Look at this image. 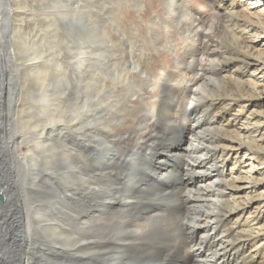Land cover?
Segmentation results:
<instances>
[{
	"label": "bare ground",
	"instance_id": "1",
	"mask_svg": "<svg viewBox=\"0 0 264 264\" xmlns=\"http://www.w3.org/2000/svg\"><path fill=\"white\" fill-rule=\"evenodd\" d=\"M8 2L0 0V12L7 15L0 17V32L8 36L6 42L0 41V79L4 66L10 68L13 78L27 67L35 82L11 83L16 88L13 96L9 80L0 84V199H4L0 204V264H264V224L256 231L259 219L247 216V203L251 202L240 198L242 177L225 180L228 171L240 173L248 166L245 187L256 188V172L262 171L257 166L264 164V115L244 117L245 124L241 121L237 128L242 118L227 111L232 109L231 103L239 105L240 113L248 111L246 100L261 95L260 85L231 74L235 61H244L252 50L242 36L250 25L255 27L254 21L238 20L235 8L239 4L228 12L217 43L209 51L204 50L207 35L201 28L189 30L179 22L188 39L199 35V43L185 52L181 62L188 83L184 102L179 96L181 82L166 79L158 93L155 118L151 120L150 113L128 132L116 134L110 124L113 119L121 121L122 116L110 120L102 111L103 106L119 114L114 96L104 92V73L125 80L110 61L109 37L90 35L87 42L70 46L63 42L65 48L55 50L49 45L59 37L57 22L67 17V0ZM181 2L166 3L168 13L176 14L178 20L183 13L189 16V8ZM68 5L74 9L70 0ZM25 13L33 20L28 33H23V23H27L22 18L20 24L13 19ZM40 15L50 29L45 34L50 43L43 49L29 38L42 26ZM191 21L197 24V19ZM86 25L93 30L91 24ZM61 51L73 52L75 77L71 82L57 63ZM87 57L97 58L94 63L104 69L102 84L95 83V90L88 87ZM145 79L149 84L147 76ZM126 83L120 87L127 102L134 86ZM87 88L96 93L90 95L89 103ZM239 130L247 141L241 139ZM175 135L179 139L172 141ZM235 148L244 150L242 163L239 158L231 162ZM71 153L81 162L72 159ZM36 155L44 161L47 173L39 175L35 168L30 169L28 188L40 189L37 200L49 206L51 216L59 213L58 204L66 213L51 219L40 212L37 225H26L19 170L13 162ZM30 204L36 212L35 203ZM258 206L261 216L264 194Z\"/></svg>",
	"mask_w": 264,
	"mask_h": 264
},
{
	"label": "rangeland",
	"instance_id": "2",
	"mask_svg": "<svg viewBox=\"0 0 264 264\" xmlns=\"http://www.w3.org/2000/svg\"><path fill=\"white\" fill-rule=\"evenodd\" d=\"M8 1L11 2V0H7V2ZM62 2H66V0H62ZM68 2L69 0H67L66 2V8L69 9V11L66 13L67 17L65 21L63 22L62 19H59L61 22H57L60 31L59 37H56L54 43H51L49 45V38H47V36L45 35L50 33V29L47 28L48 21L46 18H44V15H40V18H42V26L41 28L37 29V35L29 36V38H31V44H40L41 49H43V45H46L48 43L49 47L54 46L55 50H61L65 48L64 43H67L70 46L73 45V43L89 41L90 35L100 37L102 34H106V37H109L108 45L111 47L113 54V56L110 58V61L114 63V70L119 75L121 74V76L125 80V82H121V80H118L109 72H105L106 74L104 73L105 79L103 82L106 86L104 92L108 97L114 96L112 97L113 102L118 105L116 107V110H119V114L116 115L117 113H115L114 110L105 109V107L103 106L102 111L108 114V118H110V120L113 118L116 119L118 116H122L121 121L114 119L111 121L110 127L113 128L114 133L122 134L128 132L136 124L137 120L149 116L150 113L151 115L153 114L151 116V120L155 118V111L157 110L158 103L160 102V96L158 93L163 81L166 79L181 82V90L179 96L182 97L181 100H183L182 102H184V97L186 96L188 91V83L184 81L186 80V77L181 62L185 52L190 47H193L199 43V35L198 33H196V37H191V39H188L185 36L187 35V33L185 34L184 32H182L183 29L181 28L182 26L180 23H185L189 30L195 27L196 29L201 28L203 33L207 35V39H204L203 41L205 47L204 50L209 51L213 44L217 43V37L219 36L220 30L222 29V23L227 18H229L227 17L228 12L233 10V5L236 4L237 6V3L239 5L235 8V11L237 12V16L239 17L238 20L242 22L254 21L253 23L255 24V27L254 25H250V31L242 36V39L246 40L249 43L250 49L252 50L248 51L247 57L244 58V61H235V68L231 70V74L235 75L240 80L248 79L250 81H253L257 85H260L261 95L256 97L252 96L251 99L249 98L247 100L244 99L249 103L248 111L244 110L242 113H240V107H238L239 105H236V103H231L232 109H227V111L230 115L233 114L235 116H238L239 118H242L240 119L237 128L240 126L241 121H243V123L245 124L246 120L244 119L246 117H252L253 114L260 116L259 113L264 115V76L263 78H260L261 75L264 74V0H216L215 2H213L212 0H182V5L189 8V16L186 17L183 13L181 14L183 16L181 20H178L176 18V14L168 13V10L166 9L167 0H70V3L73 4L74 7V9L72 10L71 6L68 5ZM15 12H19L17 8H15ZM85 12H87V14H85ZM71 14H73L74 16H72ZM4 16H7L5 11H1V19H3ZM30 17V15L26 16V13L25 15L20 16L17 14V16L13 17L17 24H20L19 19L21 18L24 22L27 23H23L25 30L23 33H28V31L32 28L31 24L33 20ZM192 19H197L198 25L196 23H192ZM88 23L91 24V27L93 29L92 31L89 30L90 27L87 28L86 24ZM166 33L167 36H165ZM4 40L7 41L8 36L5 35L4 31H1L0 41L6 42ZM100 40V43L103 42L101 38ZM191 40H193L194 43H190ZM220 49L224 50L225 48L223 49V47L220 46ZM84 51H87V49ZM42 52L43 56L48 58L47 53L44 52V50ZM61 53L62 58L60 57L57 63L62 64V67L65 70V75L67 76V80L68 82H71L75 77L72 75L73 60L71 58V55L73 52L71 53L67 51H61ZM96 59L97 58L95 57H87L88 65L90 64L86 70L87 77L90 78V84H88V87H91L90 85H92L93 90H95V83H99L98 85L102 84L101 82L103 80V77H101L100 73L101 71L104 72V69L101 70V67L103 66H97V64L94 63ZM130 62L133 65H130ZM26 66H28V64ZM96 66L97 68H95ZM4 67L5 71H3L4 74L0 79V84L3 79L5 81L9 80L7 83L10 87H8L9 93L12 94V96L13 94H16V88L12 86L13 83L21 86V81L25 79V81L30 85L34 84V76L30 75L31 71H28L26 69L27 67H22L20 70H18V76L16 75V77H14L15 79L13 78L12 74H10V68L8 66ZM25 74L27 77L25 76ZM92 74H94L93 77ZM145 76L148 77L149 84H146L147 81L145 79ZM191 77L192 76H190V79ZM50 78L54 79L55 77L52 76ZM98 79L99 81H97ZM53 81L56 82L57 80ZM152 81L156 82L155 86L151 84ZM190 81L193 82V79ZM124 83L132 84L134 86V94L129 100H127V102L124 100L123 93H121ZM80 84L83 85V83L78 80V85ZM74 92L75 94H77L76 88ZM87 92L88 93L85 95V98L87 103H89L90 95L92 96V94L96 93L95 91L90 92L88 88ZM198 93L199 91H197V94ZM101 98H103L102 94ZM63 102L65 103L66 101L63 100ZM34 104L39 105L35 102ZM179 112L180 111H177V116L178 114H180ZM44 118L45 115H42V120H44ZM260 118H263V116H260ZM250 123L252 122L250 121ZM239 132L242 136L241 139H243L245 137V134H243L244 131L239 130ZM12 133H16L15 129L12 130ZM175 137L176 135L172 137V141H176L179 139ZM245 140L247 141V139ZM21 143V148L25 149L26 146L24 144V141H22ZM242 143L247 145L244 140H242ZM261 144H264V142H262ZM242 147L246 149L244 146ZM240 148H235L234 151H231L233 156V158H231V162L236 161L238 158L240 159L241 163L245 160L246 157L243 153L244 150H240ZM238 151L242 152L238 153ZM70 157L72 159H75L77 162H81V158H78L77 155L74 157L71 153ZM38 159H40V156L38 155H36V157L34 158L30 157L29 160L27 157L23 156L18 161L13 162V164H16V167H14L19 170L18 183L22 192L20 193V200L25 201L23 206H25V219L27 218V223H25L26 225H37V221H39V218H41V213L45 214V216L48 215V218L52 217L51 219H59L61 216H63V214L61 213H66L61 205L58 204L56 205V207L59 213L55 216H51L52 213L49 209V206L45 207L44 203H41L37 200L38 195H36V193L39 192L40 189L37 190L36 188H28L29 174L31 172L30 169L32 170L33 168H35L33 170L37 171L39 175L47 173L44 172V161ZM9 163L12 165L10 161ZM257 167L262 169V171L256 172V188L253 189L250 186L248 188L245 187V185H247L249 181V178H247V171L249 170L248 166H244L240 170V173H237L236 171H228V173L225 175V180L230 179L234 176L242 177V179L239 181V185L241 186L239 195L241 200H244V202H248L247 199H249L251 202L247 203L246 212L248 217H257L259 219L254 225L256 231H258L259 226L264 224V212L261 216L258 215L261 208L258 205L262 201V195L264 194V183H262L264 182V164L262 163ZM49 172L54 173V171L51 170ZM51 177L53 179H58L56 175H51ZM26 188H28V190L30 191H26ZM3 200L4 199L2 198L0 204H2ZM31 202L35 203L34 206L36 212L31 208ZM243 216L245 215L243 214ZM18 224L22 225V223ZM30 231H33V227H30ZM261 232H264V229L261 230Z\"/></svg>",
	"mask_w": 264,
	"mask_h": 264
},
{
	"label": "water",
	"instance_id": "3",
	"mask_svg": "<svg viewBox=\"0 0 264 264\" xmlns=\"http://www.w3.org/2000/svg\"><path fill=\"white\" fill-rule=\"evenodd\" d=\"M0 201H1V199H0Z\"/></svg>",
	"mask_w": 264,
	"mask_h": 264
}]
</instances>
